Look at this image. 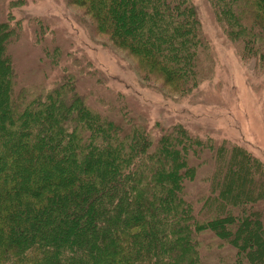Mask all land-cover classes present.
<instances>
[{"label":"trees","instance_id":"trees-1","mask_svg":"<svg viewBox=\"0 0 264 264\" xmlns=\"http://www.w3.org/2000/svg\"><path fill=\"white\" fill-rule=\"evenodd\" d=\"M18 1L0 0V264H264V162L228 138L152 123L72 43L49 39L45 19L18 18ZM206 1L264 73V0ZM66 2L140 80L186 95L210 78L193 0ZM25 26L40 80L12 46Z\"/></svg>","mask_w":264,"mask_h":264},{"label":"rangeland","instance_id":"rangeland-1","mask_svg":"<svg viewBox=\"0 0 264 264\" xmlns=\"http://www.w3.org/2000/svg\"><path fill=\"white\" fill-rule=\"evenodd\" d=\"M6 1L9 4L10 0ZM193 2L210 40L215 63L210 78L186 95L171 93L168 88H160L159 83L140 80L132 67L135 60L113 44L91 38L75 14L78 9L66 0H19L13 13L18 18L45 19L52 30L49 39L72 43L70 50L74 55L85 64L90 61L106 76L112 93L125 95L131 106L145 112L152 123L169 126L181 122L201 136L228 138L246 146L264 162V73L256 69L254 60H243L237 53L207 1ZM32 29L25 26L24 41L12 46L26 79L40 80L39 46L33 42ZM55 73L53 70L48 74L49 80Z\"/></svg>","mask_w":264,"mask_h":264}]
</instances>
